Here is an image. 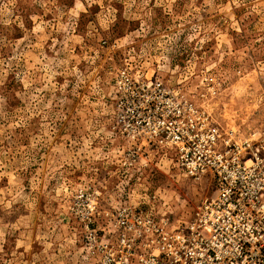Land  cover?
<instances>
[{
    "label": "rangeland",
    "instance_id": "rangeland-1",
    "mask_svg": "<svg viewBox=\"0 0 264 264\" xmlns=\"http://www.w3.org/2000/svg\"><path fill=\"white\" fill-rule=\"evenodd\" d=\"M184 103L193 134L264 127V0H0V264H94L124 208L189 220L214 179L154 130Z\"/></svg>",
    "mask_w": 264,
    "mask_h": 264
},
{
    "label": "built area",
    "instance_id": "built-area-1",
    "mask_svg": "<svg viewBox=\"0 0 264 264\" xmlns=\"http://www.w3.org/2000/svg\"><path fill=\"white\" fill-rule=\"evenodd\" d=\"M194 112L177 104L154 130L169 131L179 167L195 179L213 177L214 194L183 221L124 208L125 219L112 224L115 242L86 227L94 264H264V127L249 138L214 125L193 134Z\"/></svg>",
    "mask_w": 264,
    "mask_h": 264
}]
</instances>
